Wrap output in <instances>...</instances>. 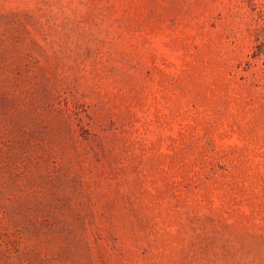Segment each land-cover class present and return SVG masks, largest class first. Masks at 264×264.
I'll return each instance as SVG.
<instances>
[{
  "label": "rangeland",
  "instance_id": "rangeland-1",
  "mask_svg": "<svg viewBox=\"0 0 264 264\" xmlns=\"http://www.w3.org/2000/svg\"><path fill=\"white\" fill-rule=\"evenodd\" d=\"M0 264H264V0H0Z\"/></svg>",
  "mask_w": 264,
  "mask_h": 264
},
{
  "label": "trees",
  "instance_id": "trees-1",
  "mask_svg": "<svg viewBox=\"0 0 264 264\" xmlns=\"http://www.w3.org/2000/svg\"><path fill=\"white\" fill-rule=\"evenodd\" d=\"M250 1H253V0H249V2ZM254 7V9H255V6H253ZM262 44H257L256 46H255V48H254V51H253V57H257V56H259L262 52L260 51V46H261Z\"/></svg>",
  "mask_w": 264,
  "mask_h": 264
}]
</instances>
